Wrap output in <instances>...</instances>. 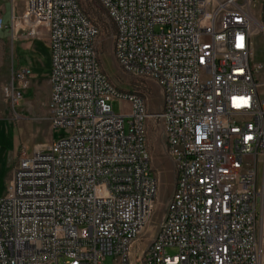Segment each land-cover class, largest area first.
I'll return each mask as SVG.
<instances>
[{
    "label": "built area",
    "instance_id": "1",
    "mask_svg": "<svg viewBox=\"0 0 264 264\" xmlns=\"http://www.w3.org/2000/svg\"><path fill=\"white\" fill-rule=\"evenodd\" d=\"M24 1L9 24L0 14V32L46 37L49 110L67 135L22 150L0 199V264H264V81L252 63L264 23L251 14L255 0H90L116 26L123 70L161 88L157 113L143 89L111 83L97 50L102 28L81 0ZM31 79L17 69L7 96L18 103L15 91ZM115 100L130 113L116 114ZM150 118L163 124L176 182L148 236L160 190Z\"/></svg>",
    "mask_w": 264,
    "mask_h": 264
},
{
    "label": "rangeland",
    "instance_id": "2",
    "mask_svg": "<svg viewBox=\"0 0 264 264\" xmlns=\"http://www.w3.org/2000/svg\"><path fill=\"white\" fill-rule=\"evenodd\" d=\"M23 0H17V12L22 7ZM82 7L88 15L96 19L102 28V34L97 42L102 69L114 87L122 92H137L140 89L149 95L148 109L157 113L163 106L161 88L154 80L142 81L125 72L115 56L116 26L108 17L105 10L96 2L81 0ZM8 17L12 15L11 2L7 7ZM251 14L264 23V0H255L252 4ZM37 54H31L36 63L46 67L48 64V47L46 37L35 45ZM253 65L263 66L258 70V79L264 81V33L259 32L253 37ZM31 51L26 42L13 39L9 31L0 32V199L4 198L7 187L13 178L15 165L21 156L22 150L32 153L37 146L51 144L54 139L67 135L62 128H55L49 110L46 93L40 97L33 95V90L15 91L22 94V99L15 103L8 97L7 88L12 91L13 73L20 65L33 63L30 57L23 53ZM47 78V77H46ZM34 82V86L36 85ZM48 79L45 84L48 85ZM116 114H129L131 106L123 101L115 100L113 103ZM130 118L126 119V129ZM148 146L152 154L153 167L159 180V195L156 213L148 236L161 224L168 204L174 192L176 182V169L172 158L166 148L163 124L160 120L150 118L147 120ZM170 256L178 254L177 249L168 250ZM113 257H108L107 264H112Z\"/></svg>",
    "mask_w": 264,
    "mask_h": 264
},
{
    "label": "crops",
    "instance_id": "3",
    "mask_svg": "<svg viewBox=\"0 0 264 264\" xmlns=\"http://www.w3.org/2000/svg\"><path fill=\"white\" fill-rule=\"evenodd\" d=\"M10 2L12 4L11 0H0V14L4 17L5 21L8 24L10 23L11 18H12V15H11V17H8V11H7L8 10L7 7H8V4ZM21 6L22 7H20V11L17 12V2L15 3V6L12 4V13H13V8H15L14 9L15 15L20 17L25 11V1L24 0L22 2ZM7 31H9V33L12 35L13 39L26 42V46L28 47V49L33 51V52L24 51L23 53L27 54L29 57L31 56V54H37V49L35 48V45H36L37 42H40V40L28 39V38L21 37V33H19L18 35L16 34L15 36H13L11 30L8 29ZM47 47H48V45H47ZM48 54H49V58H48V64H47L46 67L36 63V61L30 57V59H31V61L33 63H30L29 65H20V66H18L17 69H19V68H28V69H30L32 71L31 85H30V87L28 89L29 90H33L32 93L36 97H40V96H42V94L46 93V97L48 99V105H49V102L51 100V83H50L51 56H50L49 48H48ZM36 79H37L36 85L34 86V82H35ZM46 79H48V82H49L48 85L45 84V80ZM3 115L0 113V119L4 118Z\"/></svg>",
    "mask_w": 264,
    "mask_h": 264
},
{
    "label": "snow or ice",
    "instance_id": "4",
    "mask_svg": "<svg viewBox=\"0 0 264 264\" xmlns=\"http://www.w3.org/2000/svg\"><path fill=\"white\" fill-rule=\"evenodd\" d=\"M243 38H241V40H242Z\"/></svg>",
    "mask_w": 264,
    "mask_h": 264
}]
</instances>
